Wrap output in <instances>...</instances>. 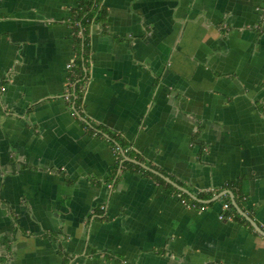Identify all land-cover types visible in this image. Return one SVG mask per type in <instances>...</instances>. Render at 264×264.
<instances>
[{"label":"crops","instance_id":"1","mask_svg":"<svg viewBox=\"0 0 264 264\" xmlns=\"http://www.w3.org/2000/svg\"><path fill=\"white\" fill-rule=\"evenodd\" d=\"M79 5L0 0V264H264V0H104L77 107Z\"/></svg>","mask_w":264,"mask_h":264},{"label":"trees","instance_id":"2","mask_svg":"<svg viewBox=\"0 0 264 264\" xmlns=\"http://www.w3.org/2000/svg\"><path fill=\"white\" fill-rule=\"evenodd\" d=\"M104 0H80V5L77 9H75L72 12V17L70 19V25L72 27V30L74 32V40L76 47L79 51V57L76 60L75 65V82L76 85L74 86V93L76 97V106L80 107L82 103V95L79 93V88L83 86V82H85V71L88 65L89 61V55H90V44H89V32L91 29V26L93 24H103L108 19V11L106 7L103 5ZM112 137V146L113 149L117 152H125L128 157L132 156L130 153V150L128 149V145L125 144L122 140H120L118 137H115L114 135ZM128 149V150H127ZM125 164V163H124ZM127 164V163H126ZM160 183L166 184L167 187L172 188L170 185H168L164 180L160 179L159 177H156ZM240 188V183L235 184L234 186V194L236 196V201L238 205L241 204V196L237 195L235 191ZM178 194L182 195V198H185L186 200H189L191 202L197 203L198 206L204 207L202 204H199V201H209L213 199V196H206L201 195L200 199L198 201L191 200L186 194L179 192L176 189H173ZM228 204L231 206V210L236 216L241 217L237 212L230 200H228Z\"/></svg>","mask_w":264,"mask_h":264},{"label":"built area","instance_id":"3","mask_svg":"<svg viewBox=\"0 0 264 264\" xmlns=\"http://www.w3.org/2000/svg\"><path fill=\"white\" fill-rule=\"evenodd\" d=\"M68 68L69 69H72L73 68V64H70L68 66ZM71 87H72V85H71ZM68 100H70V97H68ZM179 197L182 199V195L181 194H179ZM182 204L185 205V206H187V207H189V208H191V209H198V208H200L199 210H201V211H204L205 210V207H200V206H198L197 203L188 201L186 199H182ZM230 210H231L230 204H228V203L224 204L223 205V213L220 216V220H222V221L225 220L226 219V215H225L224 212H227V211H230Z\"/></svg>","mask_w":264,"mask_h":264},{"label":"water","instance_id":"4","mask_svg":"<svg viewBox=\"0 0 264 264\" xmlns=\"http://www.w3.org/2000/svg\"><path fill=\"white\" fill-rule=\"evenodd\" d=\"M171 183V182H170ZM178 189L180 190V191H182V192H184V193H186V194H188L189 196H191V194L189 193V192H185L183 189H181L180 187H178ZM194 200H197V198H195V197H193V196H191ZM219 199V198H218ZM217 199V200H218ZM234 206H235V208L236 209H239V207H238V205L236 204V202H234V204H233Z\"/></svg>","mask_w":264,"mask_h":264}]
</instances>
